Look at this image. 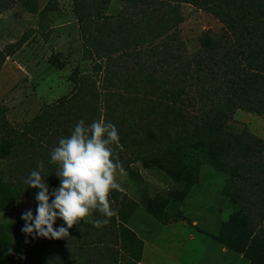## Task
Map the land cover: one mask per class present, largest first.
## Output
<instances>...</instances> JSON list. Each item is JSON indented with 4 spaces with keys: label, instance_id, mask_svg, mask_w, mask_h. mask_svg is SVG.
I'll list each match as a JSON object with an SVG mask.
<instances>
[{
    "label": "trees",
    "instance_id": "trees-1",
    "mask_svg": "<svg viewBox=\"0 0 264 264\" xmlns=\"http://www.w3.org/2000/svg\"><path fill=\"white\" fill-rule=\"evenodd\" d=\"M139 2L153 8L158 15H155L156 20L149 16L151 22L146 26L134 27L133 48L139 58L122 66V74L106 70L103 88L112 89L100 95L104 113L99 111V94L97 88L94 89L96 81L92 83L91 75L75 70L72 80L76 88L71 97L64 98L62 109L37 116L30 124L31 129L23 133L5 127L4 123L1 125L0 156L10 161L12 170L9 176L0 172V203L36 195L38 189H27L24 181L31 171L37 170V160L44 163L42 176L47 179L50 191L60 185L55 175L58 166L49 163L52 149L38 151L39 140L33 129L50 122L55 132L52 139L57 142V134L63 131V136H67L68 128L74 127L79 120L90 124L104 116L105 122H111L118 129L120 143L114 150L123 169L140 161L175 182L176 186L171 187L167 197L158 195L148 204V211L164 224L171 220L165 208L173 206L172 203L178 208L185 201L199 182L203 165L212 166L238 181L230 200L239 208L223 221L215 238L228 249L244 253L258 227L264 226V139L246 128L230 133L226 127L238 109L264 113V0ZM184 3L212 13L224 24L226 32L218 56H184L177 45L174 46L180 39L178 28L185 18L173 4ZM90 6L86 4L82 11L79 10V20L86 29L96 25V30L101 32L96 22L105 15L100 7L95 12ZM144 44L147 54L138 52ZM98 51L101 59L111 58L108 47ZM50 62L59 68L65 66L59 59L55 61L54 56ZM99 69L100 66L95 65L94 70ZM149 122H157V130L151 124L153 127L147 128L143 137L137 136L142 125ZM153 152L164 153L163 159L158 162L150 158ZM109 199L111 207L122 208L128 197L123 195L121 199L120 191L114 190ZM111 220L112 227L104 226L113 229L117 242H122L123 249L131 253L136 264H140L143 240L129 227L121 211ZM62 224V220H57V227ZM23 227L24 221L0 224V264H33L35 247L43 254L48 253L49 245L37 244L47 238L28 236L22 232ZM72 228L77 233L80 230L87 233L94 227L92 223L80 221ZM67 240H57L59 248L54 251L60 263L66 258L63 252L69 244ZM91 246L94 250L95 244ZM41 260L48 263L49 256H43Z\"/></svg>",
    "mask_w": 264,
    "mask_h": 264
},
{
    "label": "rangeland",
    "instance_id": "rangeland-1",
    "mask_svg": "<svg viewBox=\"0 0 264 264\" xmlns=\"http://www.w3.org/2000/svg\"><path fill=\"white\" fill-rule=\"evenodd\" d=\"M137 1L0 0V139L3 137L1 126L3 123L5 127H13L23 133L31 129L30 124L37 116L41 117L48 111L52 112L58 108L62 109L60 106L64 98L71 97L75 91L76 84L72 80L75 70L91 75L92 83L95 84L96 81L94 89L97 88L96 91L99 94L97 97L99 111L101 114L105 112L103 97L100 95L112 89L111 87L103 88L105 74L108 70L118 75L122 74L123 72H120L124 69L122 66L130 64L132 59L139 58L133 48L134 27L146 26V23L151 22L148 19L149 16L155 18L157 14L147 4L145 6V3H137ZM86 4L91 5L90 10L95 12L100 7L101 13L105 15L104 19L96 22L101 32H104L103 34L100 30H96V25L93 29H86L81 24L78 13ZM173 5L185 18L179 25L180 39L176 40L174 46L177 45L184 56L193 57L198 54L210 58L218 56V48L221 47V40L225 36L224 31L226 32L219 18L192 4ZM85 10L87 11L88 8ZM107 17L110 18L106 21ZM91 25L94 24L91 23ZM27 36L28 38L25 39ZM23 39L25 40L20 45ZM144 46L146 45H141L138 52L146 53ZM101 47H108V54L112 59L100 58L98 50ZM53 56L55 61L59 59L65 63V66L59 68L51 64L50 58ZM95 65L100 66L99 71L94 70ZM190 110L193 111L192 108ZM101 119H104V116H101ZM151 124L157 130V122H151ZM151 124L150 122L146 126L143 124L137 136L143 137L147 128L153 127ZM73 128H68L67 136H63L65 132L60 131L57 134L59 135L57 142L52 139L55 132L53 127H50V122L38 126L36 130L33 129L36 139L39 140L38 151L58 146L59 139L68 137ZM226 128L230 133L241 132L246 128L252 134L264 139V113H251L238 109ZM18 151L21 153L20 150ZM163 154L153 152L150 158L160 162ZM39 162L41 161L37 160L36 164L38 165ZM130 165V168L123 169L122 172L118 171L116 175V182L120 186V198L127 195V203L122 208L114 205L112 209L115 214L121 211L126 216L127 224L132 230L149 234L152 231L158 232L164 223L148 211V204L158 195L167 197L168 191L176 184L159 170L150 168L140 161ZM149 165H151L150 161ZM11 170L10 161L0 156V172L9 176ZM237 185L238 181L231 179L226 173L212 166L203 165L199 182L185 201L178 208H175V203H172L173 206L166 207L165 211L171 218V223L188 215L190 223L194 217L200 219L201 225L205 220L210 221V229L217 232L221 223L239 208V205H233L230 200ZM36 207L35 195L0 203V224L21 222L23 221L22 213L31 209L35 214ZM96 219L103 220L105 217L98 211H94L81 221L92 223ZM105 226H113L111 218ZM105 226L96 228L93 225L94 228L87 233L85 230L77 233L71 228L70 237L67 240L69 244H66L64 252L62 251L66 255L63 263L59 262L57 252L54 251L55 248H59L57 240L47 239L45 242H38V246L49 245V251L43 254L35 247L32 263L136 264L131 253L123 249L122 242H117L113 229H107ZM178 228L185 233L197 231V229L189 230L190 226L170 227L167 230ZM199 229L203 228L199 227ZM183 232H179L178 235H184ZM252 238L251 251H255L258 255L255 261L264 262L263 225L258 227ZM202 242L204 243L205 240L202 239ZM92 244H95L94 250H91L94 247L91 246ZM195 248L201 252L203 246L197 245ZM201 254H208L206 247ZM43 256H49L48 263L41 260ZM197 259H199L198 256ZM163 260L165 264H176L174 261L170 263L167 258Z\"/></svg>",
    "mask_w": 264,
    "mask_h": 264
},
{
    "label": "clouds",
    "instance_id": "clouds-1",
    "mask_svg": "<svg viewBox=\"0 0 264 264\" xmlns=\"http://www.w3.org/2000/svg\"><path fill=\"white\" fill-rule=\"evenodd\" d=\"M119 143L118 129L111 122L101 119L86 124L79 120L70 135L60 138L58 146L51 150L49 163L58 166L55 175L60 180L59 187L50 191L42 176L43 161L25 179L27 189L38 191L35 214L29 209L21 215L22 232L33 238L68 239L69 229L94 211L105 217L92 221L94 227L106 225L115 215L109 195L119 190L116 175L123 171L114 150ZM57 220L63 221L59 227Z\"/></svg>",
    "mask_w": 264,
    "mask_h": 264
},
{
    "label": "crops",
    "instance_id": "crops-1",
    "mask_svg": "<svg viewBox=\"0 0 264 264\" xmlns=\"http://www.w3.org/2000/svg\"><path fill=\"white\" fill-rule=\"evenodd\" d=\"M185 217L180 220L174 221L173 223L169 222L167 224H162V229L158 232L152 231V233H141L138 230H134L137 235L143 240L144 247L140 264H165L164 258H167V261L170 260V263L173 261L176 264H262L257 263L256 257H258L255 251H251V244L253 238L244 253H236L231 249H228L221 243H219L215 236L218 234L219 230L216 232L211 230V222L205 220L203 225H201L200 219H194L191 221L188 220L190 216L184 215ZM190 223V224H189ZM186 227L190 226L191 229H197L196 232L191 231L185 233L180 228L173 229L168 231L170 227ZM202 227L203 229H199ZM188 230V231H189ZM183 232L184 235H178V233ZM204 237H201V236ZM175 239L170 241L169 239ZM202 239L205 242H202ZM197 245H202V251L204 247L208 254H201L199 249L195 247ZM165 254V256H164ZM170 256V257H169ZM197 256L199 259H197ZM178 262V263H177Z\"/></svg>",
    "mask_w": 264,
    "mask_h": 264
}]
</instances>
